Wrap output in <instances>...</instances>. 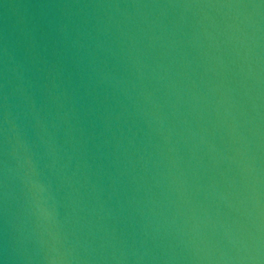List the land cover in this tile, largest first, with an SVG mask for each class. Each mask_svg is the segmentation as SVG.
Masks as SVG:
<instances>
[{
    "label": "water",
    "instance_id": "water-1",
    "mask_svg": "<svg viewBox=\"0 0 264 264\" xmlns=\"http://www.w3.org/2000/svg\"><path fill=\"white\" fill-rule=\"evenodd\" d=\"M0 264H264V0H0Z\"/></svg>",
    "mask_w": 264,
    "mask_h": 264
}]
</instances>
